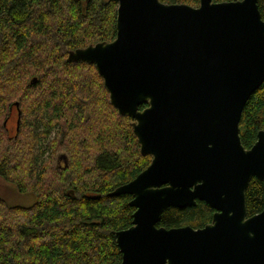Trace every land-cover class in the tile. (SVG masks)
<instances>
[{"label":"water","instance_id":"1","mask_svg":"<svg viewBox=\"0 0 264 264\" xmlns=\"http://www.w3.org/2000/svg\"><path fill=\"white\" fill-rule=\"evenodd\" d=\"M116 1L115 38L66 59L95 65L151 156L108 193L131 195L135 208L131 225L114 233L120 264H264V198L249 216L245 203L252 177L264 188V130L249 148L239 134L244 104L264 81L257 0ZM197 200L214 210L204 226L157 225L166 208Z\"/></svg>","mask_w":264,"mask_h":264},{"label":"trees","instance_id":"2","mask_svg":"<svg viewBox=\"0 0 264 264\" xmlns=\"http://www.w3.org/2000/svg\"><path fill=\"white\" fill-rule=\"evenodd\" d=\"M257 4L264 20V0ZM116 10V0H0V175L34 198L22 205L0 195V264L121 262L114 233L131 225L135 208L131 195L108 193L145 169L151 156L140 152L133 119L109 102L95 65L66 59L70 49L114 39ZM14 102L20 114L9 136L2 120ZM259 129L264 81L242 109L244 147ZM263 198L262 182L252 177L248 216L262 210ZM212 212L202 200L171 206L157 225L197 228Z\"/></svg>","mask_w":264,"mask_h":264},{"label":"rangeland","instance_id":"3","mask_svg":"<svg viewBox=\"0 0 264 264\" xmlns=\"http://www.w3.org/2000/svg\"><path fill=\"white\" fill-rule=\"evenodd\" d=\"M14 116L15 114H13V119ZM11 125H13V122L10 118L8 122V126L11 127ZM12 133L13 131L11 129L10 134ZM0 195L3 196L6 199V201L11 204L30 205L34 200L31 194L18 192L15 185L2 179H0Z\"/></svg>","mask_w":264,"mask_h":264},{"label":"flooded vegetation","instance_id":"4","mask_svg":"<svg viewBox=\"0 0 264 264\" xmlns=\"http://www.w3.org/2000/svg\"><path fill=\"white\" fill-rule=\"evenodd\" d=\"M13 114H15L14 119H13ZM10 118H11V120H12V122H13V125H11L12 128H11L10 126H8V122H9ZM17 119H18L17 108L15 107V105H13V106L11 107V109H10V113H9V115L3 120V126L5 127L6 132H7V134H8L9 136L13 135V133H15V131L17 130V125H18ZM11 129H12V131H13L12 134H10ZM0 179L4 180V179L1 177V175H0ZM213 212H214V210H213ZM213 212H212V214H213ZM207 223H208V222H207ZM203 226H204V225H203ZM201 227H202V226H201Z\"/></svg>","mask_w":264,"mask_h":264}]
</instances>
